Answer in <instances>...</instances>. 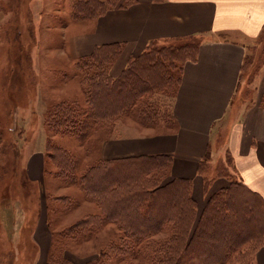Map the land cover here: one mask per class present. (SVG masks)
<instances>
[{"label": "rangeland", "instance_id": "1", "mask_svg": "<svg viewBox=\"0 0 264 264\" xmlns=\"http://www.w3.org/2000/svg\"><path fill=\"white\" fill-rule=\"evenodd\" d=\"M93 6L92 0H0V264H148L141 262L148 252L130 256L122 249L124 238L120 227L114 222L101 223L98 219L103 218L102 206L96 198L79 180H68L66 172L55 165L56 161L61 163L68 157L73 158L76 165L69 172L79 178L91 166L112 160L103 156L104 142L121 132L122 127L131 133L166 129L163 126L152 127L154 129L143 126L132 114L108 129L107 125L101 128L95 124L84 139L48 125L54 104L79 101L82 108L87 104L84 79L77 68L78 60L84 56H75L72 45L75 35L80 37L92 31L100 13ZM167 57L172 58L173 54L167 53ZM179 57L182 59L181 55ZM263 63L264 32L251 42L243 78L249 82ZM143 73L148 72L143 69ZM246 91L245 95L251 97V88L246 86ZM175 93V90H157L147 98L162 116L166 108H171ZM37 95H43L44 105L36 107L33 103ZM66 113L67 110L62 108L61 114ZM223 139L221 137V142ZM38 148H43L46 153L44 190H38L36 185L27 181L23 168L26 150ZM229 160L227 154L219 156L217 164L205 162L201 171L208 179L227 173L239 181L236 174L230 173L232 163ZM123 162L117 163L120 170H115L112 175L122 178L135 163ZM144 162H139V167ZM162 168H152L153 171L140 174L135 181L138 185L133 189H149L173 180L170 173L167 178L164 176L166 172ZM208 183L206 180V188ZM126 189H119L118 194L122 191L128 193ZM241 190L243 196L252 197L248 189L241 187ZM38 192L40 197L44 195L46 198L44 208ZM131 203L130 199L121 206L130 207ZM206 205L199 212L196 203L193 229L206 213ZM46 206L48 220L44 223L47 226L35 232L37 214L44 209L46 216ZM237 209L242 216L247 210ZM260 211L257 210L255 215ZM120 212L124 213L123 210ZM248 214L245 215L246 227L241 229L244 232H248L256 221V218L249 219ZM260 215L257 225L264 228V214ZM170 236L169 230L159 232L153 237L154 245L170 240ZM232 262L226 264H235L234 260Z\"/></svg>", "mask_w": 264, "mask_h": 264}, {"label": "crops", "instance_id": "2", "mask_svg": "<svg viewBox=\"0 0 264 264\" xmlns=\"http://www.w3.org/2000/svg\"><path fill=\"white\" fill-rule=\"evenodd\" d=\"M263 32L264 0H135L99 15L92 31L74 36L72 50L75 56H87L97 46L120 44L110 70L115 77L152 42L189 38L199 42L196 58L183 65L174 95V126L139 133L122 127L105 140L103 156L171 155L170 178L191 180L192 196L201 212L208 199L229 187L233 178L227 173L214 176L206 188L202 160L209 154L205 162L214 165L217 157L227 154L230 173L264 197V63L249 82L243 78L251 42ZM246 86L252 90L251 97L245 95ZM42 96L33 100L36 107L44 105ZM46 164L43 148L26 150V179L38 190H44ZM37 195L44 208L46 198ZM45 208L46 216L44 209L37 214L35 232L47 226ZM255 260L264 264V245L256 251Z\"/></svg>", "mask_w": 264, "mask_h": 264}, {"label": "trees", "instance_id": "3", "mask_svg": "<svg viewBox=\"0 0 264 264\" xmlns=\"http://www.w3.org/2000/svg\"><path fill=\"white\" fill-rule=\"evenodd\" d=\"M133 1L135 0H92V5L100 10L101 15L109 9L126 6ZM156 43L158 42L150 43L141 55L131 58L126 68L116 77L111 75L110 70L121 51L120 44L100 45L90 55L80 57L77 68L84 79L87 104L84 108L79 101L54 104L47 120L48 125L74 133L81 139L89 135L95 124L101 128L107 125L108 129L128 114H132L135 121L143 126H174L172 106L166 108L161 116L147 97L157 90L177 92L183 65L196 58L199 42L195 38H189L178 43ZM167 53L173 54V57H167ZM143 69L148 73H143ZM62 108L67 110L65 115L61 114ZM209 156L207 154L206 159L202 160L200 171ZM171 160V155L106 160L103 164L91 166L79 178L69 172L76 165L73 158L68 157L61 163L56 161L55 165L63 173L66 172L68 180H79L96 198L102 206L103 220L98 219L101 223L114 222L120 227L124 238L122 249L128 255L138 256L141 252H148L145 258H141L142 263L226 264L233 263L234 260L235 264H256V251L264 245V228L257 225V218L260 219V214H264V197L231 178L232 184L229 187L209 198L206 213L193 229L197 207L192 196L191 180L173 179L149 189H133V186L138 185L135 181L140 174L153 171L152 168L163 167L167 178ZM120 161H135L122 178L112 175L120 170L117 164ZM141 161L145 162L139 167ZM101 185L104 187H100ZM124 187H127L128 193L122 191L118 194L119 189ZM241 187L248 189L252 197L243 196L240 193ZM126 199L132 200L130 207L121 206L127 204ZM254 200H257L256 204ZM239 207L247 209L244 214L249 212V219L256 218L248 232L242 231V227H246L245 215H241L237 209ZM257 210L260 214L255 215ZM228 229L231 231L228 232ZM163 230L171 231L170 240L165 239L158 246L154 245V235Z\"/></svg>", "mask_w": 264, "mask_h": 264}]
</instances>
